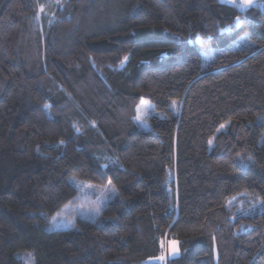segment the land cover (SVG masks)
<instances>
[{"label": "trees", "instance_id": "1", "mask_svg": "<svg viewBox=\"0 0 264 264\" xmlns=\"http://www.w3.org/2000/svg\"><path fill=\"white\" fill-rule=\"evenodd\" d=\"M74 177L119 197L58 231ZM244 196L262 208L230 210ZM165 235L181 255L161 262ZM29 253L264 264V0H0V264Z\"/></svg>", "mask_w": 264, "mask_h": 264}, {"label": "rangeland", "instance_id": "2", "mask_svg": "<svg viewBox=\"0 0 264 264\" xmlns=\"http://www.w3.org/2000/svg\"><path fill=\"white\" fill-rule=\"evenodd\" d=\"M224 4H229L226 0H220ZM259 1L262 0H254L253 6H255ZM239 0H237V3ZM241 9V8H240ZM245 10V9H243ZM46 13L49 14V18H52L51 10L46 8ZM43 16L41 17V19ZM202 57L204 61H208L213 55V49L211 47L202 48ZM139 108V113L137 112L135 122L141 130L148 131L150 130L149 120L153 115H157L154 106L151 102H142L137 109ZM139 115V119L137 116ZM248 167V166H246ZM71 184L78 190V196L68 205H66L63 210L53 217L51 223L53 229L62 231V230H70L77 226L78 219H86V220H96L101 217L102 211L114 200L119 197V191L115 187L112 181L111 183L107 182L105 185H98L90 182H84L79 180L78 178H71ZM261 203L255 202L253 199H250L246 196L241 199H237L230 206V210L234 213H249L256 212L261 209ZM179 252L177 255L168 254L167 258L174 259L178 258L181 255V249L178 243ZM28 257L31 260L28 261V257L23 259L26 264H34L33 254L29 253ZM166 258V260H167ZM165 260V262H166Z\"/></svg>", "mask_w": 264, "mask_h": 264}, {"label": "snow or ice", "instance_id": "3", "mask_svg": "<svg viewBox=\"0 0 264 264\" xmlns=\"http://www.w3.org/2000/svg\"><path fill=\"white\" fill-rule=\"evenodd\" d=\"M226 2L241 9L250 8L254 4V0H239L238 3L237 0H226ZM239 23L240 20L239 17H237V24ZM124 60H127V57H125ZM137 111L139 113V108L137 109ZM137 119H139V115L137 116ZM220 127L221 129H223L225 125H221ZM61 143H63V141H61ZM209 143H211V141H209ZM105 167H107V165H105ZM109 183L111 182L109 181ZM159 245H160L161 254L158 257H156L158 261L163 262L166 260L168 254L174 256L177 255L179 252L178 241H176L175 239H168L166 235L159 239Z\"/></svg>", "mask_w": 264, "mask_h": 264}]
</instances>
